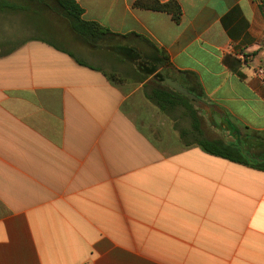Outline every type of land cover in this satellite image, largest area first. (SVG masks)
I'll return each instance as SVG.
<instances>
[{
  "label": "crops",
  "instance_id": "0c3cea01",
  "mask_svg": "<svg viewBox=\"0 0 264 264\" xmlns=\"http://www.w3.org/2000/svg\"><path fill=\"white\" fill-rule=\"evenodd\" d=\"M75 1L133 35L127 48L152 54L141 36L164 51L165 79L264 133L262 0H160L178 2L179 23L137 0ZM14 41L0 44V264H264V171L186 147L143 83Z\"/></svg>",
  "mask_w": 264,
  "mask_h": 264
},
{
  "label": "trees",
  "instance_id": "16d2710c",
  "mask_svg": "<svg viewBox=\"0 0 264 264\" xmlns=\"http://www.w3.org/2000/svg\"><path fill=\"white\" fill-rule=\"evenodd\" d=\"M20 2L47 6L54 10L68 23L74 39L81 43L89 57L95 60L97 57L102 62H110L107 55L103 54L111 53L114 70L119 63L124 64L129 61L130 67L124 72V76L131 78L134 82L144 84L145 97L174 123V129L178 131L179 139L186 147L198 146L210 155L264 171V133L251 131L248 127L237 126L225 114L222 116L217 114L218 122L215 121L214 124L219 130L228 131L234 140L231 141L224 137L207 138L203 128L205 118L200 114L202 111L197 109L190 99L172 90L164 83L167 74L159 70L161 67H169V59L166 53L159 50L153 43L138 36L140 41L150 47L153 51L152 54L141 51L139 48H127L123 42L133 35L116 34L97 22L85 20L83 18L84 10L75 0H15V3L2 0L0 10L7 9L13 13L29 10V7L20 5ZM134 6L139 9L170 14L177 23L182 18L181 6L176 1L164 3L160 0H137ZM262 11L264 13V0H262ZM51 43L57 49L66 51L80 65L103 71L111 81L125 82L116 73H108L102 68H97L96 65L84 60L76 53L59 44ZM188 91L201 99L197 94ZM186 119L189 121V125L182 127L181 123L187 121ZM254 148L261 149V153L253 154L251 151Z\"/></svg>",
  "mask_w": 264,
  "mask_h": 264
},
{
  "label": "rangeland",
  "instance_id": "374dc122",
  "mask_svg": "<svg viewBox=\"0 0 264 264\" xmlns=\"http://www.w3.org/2000/svg\"><path fill=\"white\" fill-rule=\"evenodd\" d=\"M11 1H14L15 3V0ZM19 4L29 7V10L24 12L19 11L14 13H0V44L3 41L8 42V44H14V40H17L21 35L44 38L76 53L84 60L103 68L108 73L114 72L121 79L123 78L125 81L129 80L124 76V72L129 69L130 64L121 63V65H117L116 69L114 70V63L104 61L102 62L98 58L95 60L89 57L88 52L85 51L81 43L74 39L68 23L62 17L56 14L54 10L47 6H39L37 4H30L26 2H20ZM4 47L5 46H0V50H2ZM103 55H107L108 60L113 61L111 53ZM200 114L205 118V121H203V128L206 137L210 139L219 138L220 130L214 124V118H212L207 112H200ZM170 122L172 124L174 133L179 137L178 131L174 129V123L171 120ZM188 125V120L181 123L182 127H187ZM226 138L231 141L234 140V137H232L230 134L229 137L227 136ZM261 151V149L254 148L251 152L253 154H259Z\"/></svg>",
  "mask_w": 264,
  "mask_h": 264
},
{
  "label": "water",
  "instance_id": "95a60500",
  "mask_svg": "<svg viewBox=\"0 0 264 264\" xmlns=\"http://www.w3.org/2000/svg\"><path fill=\"white\" fill-rule=\"evenodd\" d=\"M164 83L171 88L172 90L182 94L183 96H185L186 98L190 99L193 103V105L201 110V111H209V110H213L215 112H217L218 114H220L221 116L223 115V112L215 105H209L208 103L204 102L203 100H201L200 98H198L196 95L192 94L191 92H189L185 87H183L179 82L174 81L170 78H166L164 80Z\"/></svg>",
  "mask_w": 264,
  "mask_h": 264
},
{
  "label": "built area",
  "instance_id": "2783aa9c",
  "mask_svg": "<svg viewBox=\"0 0 264 264\" xmlns=\"http://www.w3.org/2000/svg\"><path fill=\"white\" fill-rule=\"evenodd\" d=\"M257 73L261 80L264 82V69H260Z\"/></svg>",
  "mask_w": 264,
  "mask_h": 264
}]
</instances>
